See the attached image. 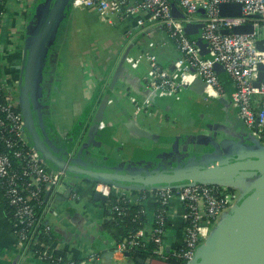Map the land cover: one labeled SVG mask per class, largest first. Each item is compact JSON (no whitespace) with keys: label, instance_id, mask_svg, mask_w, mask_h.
<instances>
[{"label":"crops","instance_id":"0c3cea01","mask_svg":"<svg viewBox=\"0 0 264 264\" xmlns=\"http://www.w3.org/2000/svg\"><path fill=\"white\" fill-rule=\"evenodd\" d=\"M21 3L8 0L0 29L2 77L18 98L28 28L34 26L36 14L43 13L40 6L46 2L32 0L28 8ZM146 18L144 12L126 20L116 18L111 24L85 8H71L50 44L42 89L38 86V94L45 91L47 97L46 117L54 147H65L88 161L92 156L100 166L163 168L201 162L223 133H227L230 145H255L229 134L238 136L239 130L226 116L234 85L228 74L222 75L225 71L218 73L225 93L222 97L209 98L204 90L191 86L178 95L155 97L150 108L136 116L137 104L148 99L149 63L139 58L140 53L153 50L161 65L170 69L175 68L179 54L166 31L148 24ZM123 59V69L119 70ZM106 95L109 102L104 117L90 139ZM136 127L159 138H146ZM95 195L94 182L70 179V187L63 189L51 207L50 217L58 229L54 246L73 254L78 253L75 245L110 252L112 238L102 229L105 201L96 200ZM179 236L176 224L166 241L172 244ZM15 246L14 219L0 195V262L50 264L16 254Z\"/></svg>","mask_w":264,"mask_h":264},{"label":"built area","instance_id":"2783aa9c","mask_svg":"<svg viewBox=\"0 0 264 264\" xmlns=\"http://www.w3.org/2000/svg\"><path fill=\"white\" fill-rule=\"evenodd\" d=\"M31 1L22 0L21 5L28 8ZM225 3L241 4V14L222 15L220 7ZM72 6L92 11L111 24L116 18L126 20L145 12L146 22L165 30L177 47L179 54L173 69L162 66L151 49L140 53L139 58L149 63L148 99L137 104L136 116L148 110L155 97L178 95L197 79L206 83L204 92L209 98L222 97L225 93L215 68L220 64L234 85L232 106L264 146V80H259L264 49L258 47V42L264 40V0H73ZM173 6L183 17L174 16ZM4 13H0V29ZM188 24L201 25L195 38L186 32ZM244 25H251L253 31L234 33L236 27ZM199 37L207 44V56L201 53ZM2 53L0 47V56ZM14 91L3 79L0 66V178L14 211L16 254L50 264H137L133 252L154 244V255L145 264H156V260H160L157 264H190L237 203L236 192L214 183L141 189L97 182L95 192L141 205L140 212L148 216V221L121 241L113 238V234L119 235L114 230L110 235L111 257L107 251L90 249L88 245H75L77 254L67 250L65 255L55 256L62 248L53 245L51 236L58 229L50 217L51 207L63 189L70 187V178L64 171L52 169L30 141ZM37 205H44L42 214L36 211ZM176 224L180 236L169 244V230ZM42 234L43 249L32 252L29 244L40 243L37 237Z\"/></svg>","mask_w":264,"mask_h":264},{"label":"water","instance_id":"95a60500","mask_svg":"<svg viewBox=\"0 0 264 264\" xmlns=\"http://www.w3.org/2000/svg\"><path fill=\"white\" fill-rule=\"evenodd\" d=\"M45 2L40 6V9L45 10L43 13L36 14L37 21L34 26L30 28L29 25L28 28L19 88V106L29 139L49 166L54 170L64 171L70 179H93L102 183L121 182L127 187L141 189L156 188L160 185L214 183L234 190H243L244 194L230 213L219 222L190 264H264V146L258 139V145L247 147L241 144L230 145L229 140L220 138V135L221 140L214 143L213 151L206 153L201 162L186 161L163 168L132 165L110 167L100 166L89 152L92 158L90 161L84 160L81 156L75 157L76 153L70 154L65 147L58 150L54 147V140L48 137L52 134H48L45 130L42 134L34 115L35 93L39 90L43 78L50 44L62 21L73 7V0H45ZM220 10L222 15H240L241 4L225 3L221 5ZM173 13L177 18L183 17L176 6H173ZM200 14H204V10H200ZM200 27L199 24H188L186 32L189 35L198 34ZM252 31L251 25L234 29V33ZM197 43L201 48V53L207 56L209 50L206 42L199 37ZM263 43L264 40L258 42L260 49H264ZM123 61L124 59L119 70L123 69ZM215 68L219 74L225 71L220 64H216ZM261 69L260 81L264 80V66ZM192 86L202 91L206 83L202 79H197ZM108 102L109 95H106L98 111L96 124L89 132L90 139H94L96 135L98 123L104 117ZM136 128L135 130L146 138H159L153 133L139 127ZM95 199L107 200L98 192H96ZM112 254L110 252L108 256L111 257Z\"/></svg>","mask_w":264,"mask_h":264},{"label":"trees","instance_id":"16d2710c","mask_svg":"<svg viewBox=\"0 0 264 264\" xmlns=\"http://www.w3.org/2000/svg\"><path fill=\"white\" fill-rule=\"evenodd\" d=\"M8 4V0H2L0 2V13L6 11V6ZM2 18V17H1ZM195 38V34L191 36ZM20 108V107H19ZM21 110V109H20ZM88 181H92L94 183H97V181L90 179ZM121 185H124L121 182H115ZM230 191L233 189L228 188ZM0 195L7 207V211L10 214L11 217L14 219V211L12 206L9 204V200L7 196L5 195V190L2 187V179L0 178ZM104 204V213L105 216L103 218V231L107 232L111 235V233H114V230L118 231V236L112 235L113 238L116 241H121L123 237H126L134 232H136L138 229H140L146 221H148V216L143 215L140 210H141V205H138L136 203H128L123 201V199L118 198L116 195H111L107 200L103 203ZM115 206L117 209H115ZM44 205H37L36 206V211L38 214H42ZM16 227H14V230ZM52 238L57 237V232L53 231L52 233ZM44 234L40 235L37 237L40 241L43 240ZM42 241L38 244H29V248L32 252H36L37 249H43V246H41ZM155 248L154 244H151L148 247L144 248H139L133 252V256L137 262V264H145V260L153 256L152 250ZM66 252L65 250L61 249L56 251L55 256H61L65 255ZM36 256V255H35ZM36 258V257H35ZM34 258V259H35ZM144 262V263H143ZM0 264H3L0 262ZM52 264H56L54 261Z\"/></svg>","mask_w":264,"mask_h":264},{"label":"rangeland","instance_id":"374dc122","mask_svg":"<svg viewBox=\"0 0 264 264\" xmlns=\"http://www.w3.org/2000/svg\"><path fill=\"white\" fill-rule=\"evenodd\" d=\"M222 75H227V73L223 72ZM226 116H227L228 120L233 121L234 126L236 128H238V130H239V132H238L239 135L238 136H236L237 133H232V132L230 133L229 132V134L234 135L236 139H238V140H240L242 142L246 140V142H251V143H253L255 145L259 144V142H257V139L254 137L252 131L245 126L244 122L241 121L242 120L241 118H238L239 116L237 115V111L234 109L232 104H229V108L226 109ZM231 131H234V129L232 128ZM222 137L224 139H227L228 138L227 133H223ZM254 139H256V140L254 141ZM95 184L96 183H94V187H95ZM232 191L236 192L237 201L244 194L243 190L242 191H240V190H232ZM170 231H172V229L169 230V234H170Z\"/></svg>","mask_w":264,"mask_h":264},{"label":"flooded vegetation","instance_id":"af4514ba","mask_svg":"<svg viewBox=\"0 0 264 264\" xmlns=\"http://www.w3.org/2000/svg\"><path fill=\"white\" fill-rule=\"evenodd\" d=\"M38 88V87H37ZM39 89V88H38ZM37 90V89H36ZM18 92H19V89H18ZM39 90L36 91V105H35V111H34V115H35V120H36V123L38 124V128L41 129L42 131V134H43V130H45V132H48V134H51L50 133V128L47 124V117H46V114L48 112L47 110V97H46V94H45V91H43V94L39 93ZM19 97H20V93H19ZM50 139H53V135H49Z\"/></svg>","mask_w":264,"mask_h":264}]
</instances>
